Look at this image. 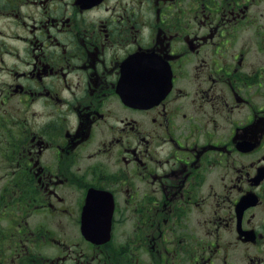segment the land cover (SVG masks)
Returning <instances> with one entry per match:
<instances>
[{
    "label": "flooded vegetation",
    "instance_id": "af4514ba",
    "mask_svg": "<svg viewBox=\"0 0 264 264\" xmlns=\"http://www.w3.org/2000/svg\"><path fill=\"white\" fill-rule=\"evenodd\" d=\"M0 264H264V0H0Z\"/></svg>",
    "mask_w": 264,
    "mask_h": 264
}]
</instances>
